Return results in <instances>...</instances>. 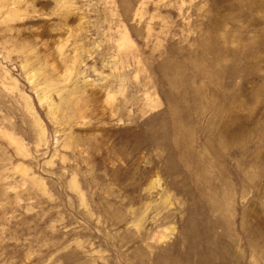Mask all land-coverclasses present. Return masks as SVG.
I'll list each match as a JSON object with an SVG mask.
<instances>
[{"label":"rangeland","instance_id":"1","mask_svg":"<svg viewBox=\"0 0 264 264\" xmlns=\"http://www.w3.org/2000/svg\"><path fill=\"white\" fill-rule=\"evenodd\" d=\"M0 264H264V0H0Z\"/></svg>","mask_w":264,"mask_h":264}]
</instances>
